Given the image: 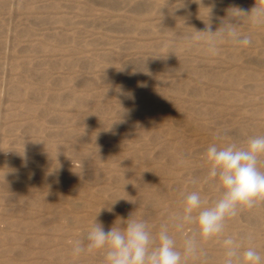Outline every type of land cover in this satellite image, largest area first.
Instances as JSON below:
<instances>
[{"label":"rangeland","instance_id":"rangeland-1","mask_svg":"<svg viewBox=\"0 0 264 264\" xmlns=\"http://www.w3.org/2000/svg\"><path fill=\"white\" fill-rule=\"evenodd\" d=\"M255 3L0 0V264H102L70 255L95 221L131 215L156 234L183 195L211 206L207 147L264 135V25L242 23L253 44L216 56L182 36ZM248 234L264 254V204L227 221L225 236Z\"/></svg>","mask_w":264,"mask_h":264},{"label":"clouds","instance_id":"clouds-1","mask_svg":"<svg viewBox=\"0 0 264 264\" xmlns=\"http://www.w3.org/2000/svg\"><path fill=\"white\" fill-rule=\"evenodd\" d=\"M208 8L210 16L211 8ZM245 22L252 27L264 25V3L256 0L248 11L229 8L215 30L208 17L204 30L185 33L182 39L190 45L202 43L210 56L219 55L225 42L246 48L253 44V38L240 31V25ZM205 156L209 165L207 177L220 192L211 206H205L198 191L183 195L181 211L170 224H162L156 234L151 232L146 220L131 215L126 220L120 219V226L115 222L108 231L95 221L83 239L73 242L70 255L80 258L101 254L102 264H189L190 261L207 264L209 256L204 245L223 237L222 264H264V254L252 244L253 234L246 237L247 246L224 235L228 220L264 204V135L249 136L243 146L210 144ZM192 225L194 230L184 236L182 246L178 247L173 233L183 235Z\"/></svg>","mask_w":264,"mask_h":264}]
</instances>
